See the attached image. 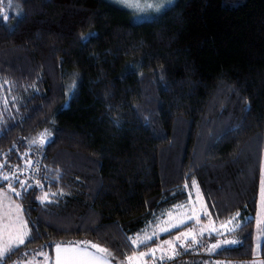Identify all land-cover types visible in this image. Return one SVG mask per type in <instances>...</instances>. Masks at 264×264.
I'll return each mask as SVG.
<instances>
[{"label": "trees", "instance_id": "obj_1", "mask_svg": "<svg viewBox=\"0 0 264 264\" xmlns=\"http://www.w3.org/2000/svg\"><path fill=\"white\" fill-rule=\"evenodd\" d=\"M13 2L0 0V89L14 96L0 120L1 174L37 160L41 169L32 187L0 180L20 193L31 233L6 264L57 244H98L125 261L155 244L131 238L187 201L193 181L213 220H231L212 237L237 241L211 255L264 258V227L254 247L264 0H176L141 21L111 0ZM191 246L170 264H201L203 251L190 254L203 245Z\"/></svg>", "mask_w": 264, "mask_h": 264}, {"label": "rangeland", "instance_id": "obj_2", "mask_svg": "<svg viewBox=\"0 0 264 264\" xmlns=\"http://www.w3.org/2000/svg\"><path fill=\"white\" fill-rule=\"evenodd\" d=\"M116 4L120 5L121 7L127 8L133 14V19L135 21L141 20H150L155 18L160 12L164 9L168 8L169 6L173 5L176 0H143L140 3L138 8L129 7L127 6L122 0H111ZM131 3H137L139 0H128ZM157 3L160 5L159 9L156 8H149L146 7V4ZM9 3L10 7H14V10H17V7L13 0H7V4ZM9 86V85H8ZM10 87H1L0 89V120L3 118L4 120L7 119L6 115H11L12 108L10 101L14 102V96L10 95ZM16 107V106H15ZM1 123V122H0ZM0 174H1V167H0ZM262 181H264V149L262 152V160L260 166V177H259V189H258V199H257V209L255 214V229H254V240L261 238L263 227H264V202H262ZM198 187L190 188L189 199L182 204L184 207L177 208L174 206L172 209L168 210L164 216L158 217L156 224L151 225L147 230L143 233L138 234L136 237L143 238L145 235L151 237L145 245L151 243L153 240L155 244L145 247L140 252L133 254L132 256L137 257L134 264H155L156 262L160 261V256L163 254L167 258L171 255V246L166 244V241H171L172 245L175 247V251L178 254H182L184 256L185 252L189 250H193L196 248L195 246H191L194 244H202L203 248L200 249L198 254L202 252H211L212 245L216 242H224L225 239L221 238L222 235L228 231H230L233 227L231 223H227L225 221H215L213 220L210 212L206 206L203 194L198 184ZM11 189L9 185L5 187H0V213L12 210L15 211L16 206L18 205L20 208V215L24 219L23 215V208L19 205L18 202L15 201L13 194H11ZM197 194L200 195V199H197ZM7 205V206H6ZM178 206V205H177ZM171 215H168V213ZM205 212L208 214L206 215ZM192 216V219L188 217ZM25 220V219H24ZM183 221V223H181ZM175 225V227H173ZM223 225V227H222ZM28 226V225H27ZM185 226V227H183ZM29 228V227H28ZM182 228V229H181ZM161 229H167V231H162ZM215 229V231H213ZM155 233V234H154ZM169 233V234H168ZM185 233H192V235L185 236ZM168 234V235H166ZM212 235H219V238H213ZM194 236V238H193ZM133 237V238H136ZM176 237H180L179 240H176ZM191 241V242H190ZM200 241V242H199ZM143 244V245H144ZM61 246H73L76 244H60ZM136 246L142 245L141 243L135 244ZM81 248L84 246L79 245ZM150 249H157V251L153 254ZM90 251H94L89 248ZM141 252L147 253V255L141 260L139 259V254ZM47 256H35L29 259L24 260L20 264H28V261L34 260V264H56V246L52 253H46ZM175 255L174 257H176ZM165 258V259H166ZM204 262V261H203ZM221 262V261H220ZM220 262H218L220 264ZM110 264H130L127 260L125 261H114L110 259ZM217 264V263H215ZM233 264H235L233 262Z\"/></svg>", "mask_w": 264, "mask_h": 264}, {"label": "snow or ice", "instance_id": "obj_3", "mask_svg": "<svg viewBox=\"0 0 264 264\" xmlns=\"http://www.w3.org/2000/svg\"><path fill=\"white\" fill-rule=\"evenodd\" d=\"M127 6L138 8L140 6V3L143 2V0H139L137 3H129L128 0H122ZM146 7L149 8H156L159 9L160 5L157 3L152 4H146ZM6 18V13L3 11H0V19ZM82 39H86L82 37ZM43 139V137H42ZM35 143V141H34ZM15 178V177H14ZM0 180L8 181L9 176L0 174ZM27 186V182H21L20 188L24 189ZM193 186L198 187L196 185V182L193 181ZM187 187V185H185ZM9 188L13 192H17V189L12 187L11 184H9ZM20 193L17 192V195ZM62 194V193H61ZM51 195H56L55 193H52ZM262 202H264V181H262ZM50 194L48 192L43 193L42 196L39 197L41 203H44L49 200ZM197 199H200V195L197 194ZM177 208L184 207L183 205L176 206ZM20 208L17 205L15 211L9 210L3 213H0V264H6V261L12 254H14L15 250L18 249L21 245L25 244L26 239H28L31 235L30 230L27 226V221L22 218V216L19 214ZM207 215L208 213L205 212ZM168 215H171L169 212ZM236 215H239L237 213ZM189 219H192V216L188 217ZM232 219H235V216L232 217ZM183 223V221H181ZM231 223V220L229 221ZM175 227V225H173ZM223 227V225H222ZM162 231H167V229H161ZM215 231V229H213ZM155 234V233H154ZM185 236L192 235V233H185ZM194 238V236H193ZM151 237L148 235H145L143 238H140L139 236L136 238H131V242L133 244H137L138 241L141 244L146 243L148 240H150ZM180 237H176V240H179ZM90 243V242H89ZM166 244L171 246V255H169L167 258L172 259L175 255H177L175 251V247L172 245L171 241H166ZM225 244L229 243H237V241L232 240H225ZM90 247L92 249H95V251H90L88 247L81 248L79 244L73 245V246H61L60 244L56 245V264H110V257L112 256V253L105 247H101L98 244H90ZM220 247L219 244L212 245V249H216ZM150 251L154 254L157 249H150ZM160 256V259H165V255L163 254ZM41 256H47L46 253H39ZM147 253L141 252L139 254V259H143ZM25 257H27V253H25ZM137 257L135 256H128L127 261L130 262V264H134ZM28 264H34V260L28 261Z\"/></svg>", "mask_w": 264, "mask_h": 264}, {"label": "built area", "instance_id": "obj_4", "mask_svg": "<svg viewBox=\"0 0 264 264\" xmlns=\"http://www.w3.org/2000/svg\"><path fill=\"white\" fill-rule=\"evenodd\" d=\"M40 169H41V162L39 160L33 161L28 163L26 166H6L3 168V173L4 175L9 176V178L16 179L17 181L20 182H27V185L29 187H32L36 184L39 176H40ZM15 177V178H14ZM198 253H192L190 254L191 257H196L198 256ZM182 254H178L176 257L172 259H163L155 264H170L173 261H176V259L181 258Z\"/></svg>", "mask_w": 264, "mask_h": 264}, {"label": "crops", "instance_id": "obj_5", "mask_svg": "<svg viewBox=\"0 0 264 264\" xmlns=\"http://www.w3.org/2000/svg\"><path fill=\"white\" fill-rule=\"evenodd\" d=\"M261 238H262V236H261ZM261 238L257 239L256 241L254 240L255 251H257V249L259 247ZM200 262H201V264H215V263L219 264L218 262H220V264H233L232 260H227V259L213 257L210 252L209 253L208 252L207 253L204 252V254L200 258ZM250 264H264V258H261L260 256H258L257 253H255L254 257L250 260Z\"/></svg>", "mask_w": 264, "mask_h": 264}]
</instances>
